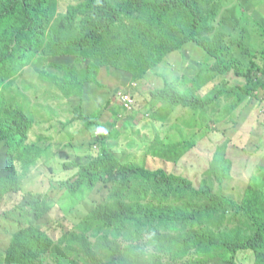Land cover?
<instances>
[{"label":"rangeland","instance_id":"rangeland-1","mask_svg":"<svg viewBox=\"0 0 264 264\" xmlns=\"http://www.w3.org/2000/svg\"><path fill=\"white\" fill-rule=\"evenodd\" d=\"M82 2L51 0V23L45 30L44 46L33 53L32 62L16 84L2 91L4 98H9L7 105L14 97L19 103L21 96L27 98L34 126L25 143L36 145L41 157L26 172L15 162L19 190L14 192L5 181L10 173L9 148L0 141V264H6L14 234L29 227L39 230V241L47 246L28 264H109L105 245L115 242L113 235L102 225L83 223V219L99 207L115 210L119 205H130L137 197L130 193L138 181L129 180L125 192L118 182L100 183L94 190L77 195L75 206L68 205L72 198L64 183L101 154L98 133L77 118L79 110L98 118L106 133V146L122 163L152 171L162 169L188 178L200 191L225 194L238 202L244 201L251 184L264 190V88L235 111L232 105L236 100L231 97L205 110H193L154 102L151 96L167 83L180 95L200 98L232 86L248 87L258 80L264 83V0H201L209 16V30L201 39L214 53L188 43L152 64L141 60L145 50L113 63L111 53L128 36L129 21L116 25L102 41L97 57L88 47L78 50L65 45L64 40H75L86 30L83 15H78L73 25L66 21L69 8ZM220 59L251 73V77L239 76L235 69L229 74L217 73L214 66ZM134 62L143 68L135 70L138 65L133 67ZM58 65L69 67L81 78L88 67L96 65L97 70L82 90L68 94L52 79H65V71ZM125 91L133 98L128 110L122 107L119 96ZM177 148L182 151L176 152ZM164 152L169 153L168 158ZM154 197L152 192L142 202L158 203ZM127 229L132 232L131 227ZM201 230L217 238L233 239L237 232L249 234L245 216L230 211L202 217L189 227L183 225L176 235ZM153 237L152 230L143 229L136 241L118 239L117 250L123 253L137 245L148 255L160 254L149 242ZM162 256L166 264H194L198 260L204 261L200 264H256L253 251H241L234 257L220 251L211 259L193 247L185 258L175 253Z\"/></svg>","mask_w":264,"mask_h":264},{"label":"trees","instance_id":"trees-1","mask_svg":"<svg viewBox=\"0 0 264 264\" xmlns=\"http://www.w3.org/2000/svg\"><path fill=\"white\" fill-rule=\"evenodd\" d=\"M50 2L0 0V141H5L9 148L10 173L5 181L14 192L19 190L15 162L21 163L24 172L30 171L37 165L41 151L36 145L25 143L34 126L29 105L25 102L27 98L21 96L19 103V98L14 97L7 105L9 98H4L2 91L16 84L21 72L32 62L33 53L44 46L45 30L51 23ZM78 15L85 16L82 23L86 30L77 39L64 40L63 43L78 50L88 47L95 57L102 49V41L113 33L117 24L131 22L125 41L111 53L115 60L113 63L145 50L147 53L141 60L145 64H152L188 43H197L209 53H214L201 39L209 30V16L202 8L201 0H84L80 5L69 8L66 17L68 24L73 25ZM58 66L65 71V79L55 76L52 79L68 94L82 90L83 83L91 81L93 72L97 70L96 65L90 66L84 70L81 78L69 67ZM132 66L135 70L143 68L139 62H134ZM214 69L219 74H229L235 69L237 75L251 77V73L241 72L236 65H225L221 59ZM262 88L264 83L258 80L248 87L232 86L218 90L209 98H200L180 95L167 83L164 89L153 92L151 96L154 102L165 101L171 107L183 106L193 110H205L221 99L231 97L236 100L232 105L235 111ZM77 118L98 133L101 154L81 167L73 180L64 183L65 190L72 198L68 205L75 206L74 198L77 195L94 190L100 183L118 182L120 190L125 192L129 180L138 181L136 189L130 193L137 197L131 199L130 205H119L115 210L99 207L83 219V223L102 225L113 235L115 242L105 245L109 264H166L162 254L175 253L185 258L193 247L200 248L201 254L211 259L217 257L220 251H226L233 257L241 251H253L256 264H264V190L260 185H249L244 201L238 202L225 194L200 191L188 178L169 174L162 169L152 171L133 163H122L106 146V133L98 118L86 116L80 110ZM166 151L171 152V149L167 148ZM180 151L177 148L176 152ZM168 154L163 153L165 158H168ZM152 192L158 203H143ZM230 211L245 216L248 235L237 232L233 239L228 236L217 238L214 233L202 230L176 235L183 225L189 227L202 217ZM154 226L162 228L154 230ZM127 227H131L132 232ZM143 229H150L155 234L149 242L160 254L148 255L137 245H131L123 253L117 250L120 246L118 239L136 241ZM39 235V230L34 227L14 234L6 264L32 262L47 246L39 241ZM202 262L198 260L194 264Z\"/></svg>","mask_w":264,"mask_h":264},{"label":"built area","instance_id":"built-area-1","mask_svg":"<svg viewBox=\"0 0 264 264\" xmlns=\"http://www.w3.org/2000/svg\"><path fill=\"white\" fill-rule=\"evenodd\" d=\"M126 93H120L119 96H120V100H121V105L122 107H125L127 110L130 109V107H132V104H133V98L132 96H130L128 91H125Z\"/></svg>","mask_w":264,"mask_h":264}]
</instances>
